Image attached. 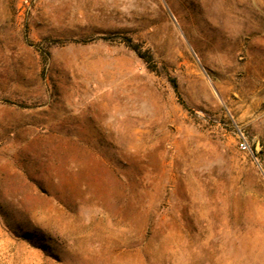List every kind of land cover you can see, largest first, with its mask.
Masks as SVG:
<instances>
[{
  "label": "rangeland",
  "instance_id": "374dc122",
  "mask_svg": "<svg viewBox=\"0 0 264 264\" xmlns=\"http://www.w3.org/2000/svg\"><path fill=\"white\" fill-rule=\"evenodd\" d=\"M229 261L264 264V0H0V264Z\"/></svg>",
  "mask_w": 264,
  "mask_h": 264
},
{
  "label": "trees",
  "instance_id": "16d2710c",
  "mask_svg": "<svg viewBox=\"0 0 264 264\" xmlns=\"http://www.w3.org/2000/svg\"><path fill=\"white\" fill-rule=\"evenodd\" d=\"M126 43H127L128 46H130L133 49V51L136 53V55L139 58H141L144 62H146L150 66H153L154 67L153 58H152V55H151V53H150L149 50H146V51H143L142 52L140 50L139 46L137 44H132V41L129 40V39L126 40ZM168 79H169L170 85H171V87H172V89H173V91L175 93V96L177 98V101L184 108L188 109L187 106H186V104H185V102H184V100L181 97V94L179 92V89H178V86H177V83H176L175 79L173 77H169Z\"/></svg>",
  "mask_w": 264,
  "mask_h": 264
},
{
  "label": "built area",
  "instance_id": "2783aa9c",
  "mask_svg": "<svg viewBox=\"0 0 264 264\" xmlns=\"http://www.w3.org/2000/svg\"><path fill=\"white\" fill-rule=\"evenodd\" d=\"M236 138L238 140V147L240 150L248 151L250 149L249 144L245 138V135L242 131H236Z\"/></svg>",
  "mask_w": 264,
  "mask_h": 264
},
{
  "label": "bare ground",
  "instance_id": "6f19581e",
  "mask_svg": "<svg viewBox=\"0 0 264 264\" xmlns=\"http://www.w3.org/2000/svg\"><path fill=\"white\" fill-rule=\"evenodd\" d=\"M229 264H234V262L233 261H229Z\"/></svg>",
  "mask_w": 264,
  "mask_h": 264
}]
</instances>
